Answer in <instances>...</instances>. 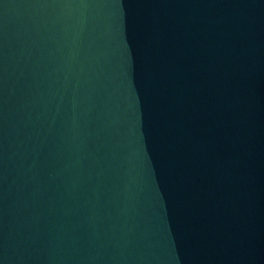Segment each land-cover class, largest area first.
Returning a JSON list of instances; mask_svg holds the SVG:
<instances>
[{
  "label": "water",
  "instance_id": "1",
  "mask_svg": "<svg viewBox=\"0 0 264 264\" xmlns=\"http://www.w3.org/2000/svg\"><path fill=\"white\" fill-rule=\"evenodd\" d=\"M0 264H264V0H0Z\"/></svg>",
  "mask_w": 264,
  "mask_h": 264
}]
</instances>
